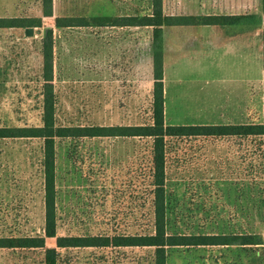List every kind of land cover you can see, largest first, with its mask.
Listing matches in <instances>:
<instances>
[{"label": "rangeland", "instance_id": "1", "mask_svg": "<svg viewBox=\"0 0 264 264\" xmlns=\"http://www.w3.org/2000/svg\"><path fill=\"white\" fill-rule=\"evenodd\" d=\"M163 1L162 11L166 15H193L190 6L178 5L180 0H165L164 4ZM149 2L52 0L53 15L44 17L41 0H0V17L41 20L40 27L0 28V126L40 124V47L47 27L53 29L54 37L53 83L59 123H148L153 83L151 28L58 29L54 27V17L149 13ZM259 10V0H245L244 13ZM28 27L33 29L32 36H25ZM262 31L260 28L257 34L245 33V37L250 35V42L258 41L259 67L255 44L250 55L244 52V69L239 58L236 71L227 61L222 69L208 67L199 58L175 63L173 69L178 79L173 84L169 82L166 95L178 107L180 114L176 121L219 124L211 121L217 117L214 106L227 99L232 87L238 98L243 97V112L226 120L233 124L262 120ZM238 74L240 80L243 74L242 88ZM189 119L193 123H187ZM175 120L164 118L166 124ZM206 121L211 123H202ZM150 147V139L129 137L58 142V234L149 232L152 229ZM40 161V140L0 139V236L43 233ZM258 169V147L252 139L167 138L165 188L170 197V231L237 233L252 224L262 232L256 216ZM45 246L55 247V239L46 238ZM148 251L145 248L61 249L57 264H149ZM252 257L240 247H179L168 250L167 263L258 264ZM0 264H43V254L39 249H0Z\"/></svg>", "mask_w": 264, "mask_h": 264}, {"label": "trees", "instance_id": "2", "mask_svg": "<svg viewBox=\"0 0 264 264\" xmlns=\"http://www.w3.org/2000/svg\"><path fill=\"white\" fill-rule=\"evenodd\" d=\"M44 17H51L52 0H41ZM149 13H131L125 16H56L54 27H146L151 28L149 44L152 62V91L150 100V121L131 125H74L62 124L57 120V97L53 76V29H44L41 37V113L40 124L33 126H0V139H38L41 141V175L43 192V233L41 235L0 236V249H39L43 264H57L61 249L82 248H145L148 249L149 264H168V250L184 247H240L258 264H264V83L262 120L248 124H190L170 125L164 121L163 93V28L174 26L219 27L243 26L246 30L262 28L264 42V0L260 10L235 16L217 15H166L162 11V0H150ZM41 26V20L0 17V28ZM26 29V28H25ZM262 67L264 69V48ZM147 138L150 147V194L152 207V229L142 234H95L59 235L57 232L56 205V146L64 140L82 138ZM223 138L238 137L257 142L259 158V181L257 220L262 232L250 224L237 233H206L170 231V197L165 188V147L167 138ZM54 238L55 247H46L45 239Z\"/></svg>", "mask_w": 264, "mask_h": 264}, {"label": "crops", "instance_id": "3", "mask_svg": "<svg viewBox=\"0 0 264 264\" xmlns=\"http://www.w3.org/2000/svg\"><path fill=\"white\" fill-rule=\"evenodd\" d=\"M165 0L163 1L164 4ZM180 4L190 6L193 15H217V16H235L244 14L243 8L245 6V0H180ZM260 2V0H259ZM179 5V6H180ZM168 29V30H167ZM163 28V93H164V118L171 117L173 120L179 116V110L174 104L173 99L167 100V87L169 82L173 84L178 77L175 76L174 65L179 60L203 59L207 62V66L211 68L217 67L223 68V64L227 61L231 68L235 67V71L238 69V59H241V63L244 69V52L245 50L250 55L253 52L255 44L257 55V67H259V44L258 41H249L250 35L245 37V33L257 30H244L243 26H226L219 27L214 25L208 26H174L169 28ZM257 34V33H256ZM254 35V34H253ZM245 40L247 42H245ZM228 57V58H227ZM249 59V58H248ZM173 71V72H169ZM218 74V73H217ZM236 75V74H235ZM233 76V75H232ZM176 78V79H175ZM238 81L239 74H238ZM243 74L241 76V88ZM234 83V81H233ZM235 88V87H234ZM241 90V89H240ZM235 93V94H234ZM238 93V92H237ZM236 91H233V87L229 90L227 99L214 106L216 111V118L211 120L212 122H218L219 124H233V121H227L226 118H237L243 112V97L238 96ZM170 107H174L175 110H170ZM209 109V107L207 108ZM202 118V117H200ZM203 119V118H202ZM204 119H210L205 117ZM187 123H193L189 119ZM183 122L176 121L169 123L170 125H190L181 124ZM186 123V122H185ZM195 123V122H194ZM201 123V122H196ZM202 123H211L210 121Z\"/></svg>", "mask_w": 264, "mask_h": 264}, {"label": "water", "instance_id": "4", "mask_svg": "<svg viewBox=\"0 0 264 264\" xmlns=\"http://www.w3.org/2000/svg\"><path fill=\"white\" fill-rule=\"evenodd\" d=\"M25 36H32L33 35V29L31 27H28L25 29Z\"/></svg>", "mask_w": 264, "mask_h": 264}]
</instances>
